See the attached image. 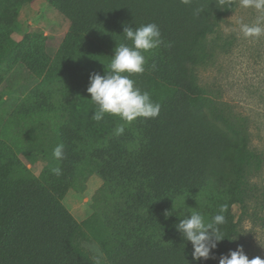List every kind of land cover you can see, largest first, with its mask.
I'll use <instances>...</instances> for the list:
<instances>
[{
  "label": "trees",
  "instance_id": "obj_1",
  "mask_svg": "<svg viewBox=\"0 0 264 264\" xmlns=\"http://www.w3.org/2000/svg\"><path fill=\"white\" fill-rule=\"evenodd\" d=\"M34 1L0 0V86L17 69L37 80L0 128V264H94L86 244L99 249L100 264H219L235 248L247 172L262 170L264 159L195 72L210 63L208 37L239 0H43L70 23L53 55L40 29L13 39L21 10ZM147 23L159 26L163 43L131 78L160 113L125 124L118 137L124 121L91 119L89 75H104L115 48L131 44L125 26ZM61 143L58 161L52 153ZM20 156L29 165L43 160L40 175ZM91 176L102 184L90 216L78 222L63 199L70 190L84 193ZM222 206L226 240L215 259L195 260L175 225L190 211L211 220ZM257 224L264 231V215Z\"/></svg>",
  "mask_w": 264,
  "mask_h": 264
},
{
  "label": "rangeland",
  "instance_id": "obj_2",
  "mask_svg": "<svg viewBox=\"0 0 264 264\" xmlns=\"http://www.w3.org/2000/svg\"><path fill=\"white\" fill-rule=\"evenodd\" d=\"M242 25H258L264 29V9L244 7L239 0L235 11L218 20L216 31L208 37L214 55L210 63L196 69L195 75L208 98L249 136L251 148L264 159V33L258 38L245 37ZM69 27L70 23L52 6L36 0L21 10L13 39L21 40L26 34L40 29L47 37L48 51L53 55ZM36 84L37 80L22 69L13 71L4 81L0 86V128L6 113ZM20 158L35 176L40 175L45 166L43 160L29 165L22 156ZM246 180L249 196L242 208H236V216L241 222L234 250L242 246L249 259L257 256L264 259V231L257 224V218L264 215V167L260 171L248 170ZM101 184L97 176H91L84 193L70 190L66 194L63 204L78 222L90 216L91 197ZM85 248L94 259L102 256L95 245L86 244Z\"/></svg>",
  "mask_w": 264,
  "mask_h": 264
},
{
  "label": "clouds",
  "instance_id": "obj_3",
  "mask_svg": "<svg viewBox=\"0 0 264 264\" xmlns=\"http://www.w3.org/2000/svg\"><path fill=\"white\" fill-rule=\"evenodd\" d=\"M184 2L187 3L188 0ZM242 5L261 10L264 9V0H242ZM241 31L245 37L254 38L264 33V29L258 25H242ZM123 35L131 44L122 43L117 46L108 65L109 70L105 71L104 75L90 73L89 86L86 89L90 100L97 106L91 119L100 123L108 115L125 122L115 129V135L118 137L124 133L125 124H131L138 119L145 121L156 119L161 109V105L153 102L150 94L137 87L131 78L145 72V53H152L163 43L159 26L156 23H147L138 28L125 26ZM64 147L61 143L53 149L52 154L56 160L64 159ZM51 171L57 176L62 174L59 167L52 168ZM225 207L222 206L211 220H206L199 211H190L187 215L183 213V217L179 218V223L175 225L176 231L183 239L191 242L195 260L215 259L213 252L219 243L226 240L222 230L226 222L223 214ZM172 214L170 211L164 213L166 219ZM94 264H100L99 258H95ZM219 264H264V259L259 256L249 259L243 247L239 246L228 255H221Z\"/></svg>",
  "mask_w": 264,
  "mask_h": 264
}]
</instances>
